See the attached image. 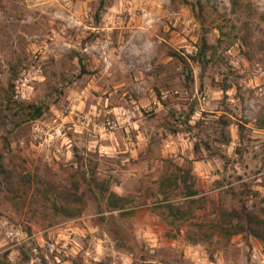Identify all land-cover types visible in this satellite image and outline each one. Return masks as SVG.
Listing matches in <instances>:
<instances>
[{
  "label": "rangeland",
  "instance_id": "obj_1",
  "mask_svg": "<svg viewBox=\"0 0 264 264\" xmlns=\"http://www.w3.org/2000/svg\"><path fill=\"white\" fill-rule=\"evenodd\" d=\"M0 155V264H258L264 0H0Z\"/></svg>",
  "mask_w": 264,
  "mask_h": 264
},
{
  "label": "trees",
  "instance_id": "obj_2",
  "mask_svg": "<svg viewBox=\"0 0 264 264\" xmlns=\"http://www.w3.org/2000/svg\"><path fill=\"white\" fill-rule=\"evenodd\" d=\"M102 4L100 3L99 7H98V11H101L102 9ZM99 14V13H97ZM203 46H205V40H203ZM12 87H13V83L9 82L7 89L4 91V94L2 96L1 99V110L4 111V113L8 110H10L12 107V105H23L24 101H15L12 99ZM45 105H46V101H42V103H27L24 106V110L26 111V113L28 114V119L30 120H34L39 118L45 109ZM0 166H2V158L0 155ZM188 175V174H187ZM187 175H184L182 177L183 181H186L187 179ZM167 179V178H166ZM60 192H58L59 195ZM196 193L195 190L189 189L188 191V195H194ZM109 203L114 206V207H121L122 204H120V202L126 201L125 198L123 197H119L117 196L115 193L110 192L109 193ZM246 220H245V225L241 226L240 230H244L246 231L249 235L256 237L262 241H264V218H261L259 216H257L254 213H246Z\"/></svg>",
  "mask_w": 264,
  "mask_h": 264
},
{
  "label": "built area",
  "instance_id": "obj_3",
  "mask_svg": "<svg viewBox=\"0 0 264 264\" xmlns=\"http://www.w3.org/2000/svg\"><path fill=\"white\" fill-rule=\"evenodd\" d=\"M35 79V76L30 75L29 69H23L20 75L14 80L12 99L15 101L27 100L31 93L33 86L31 82ZM62 135L61 127L52 128L44 133L45 143H49ZM252 259L258 261V264H264V254H259L253 250Z\"/></svg>",
  "mask_w": 264,
  "mask_h": 264
}]
</instances>
